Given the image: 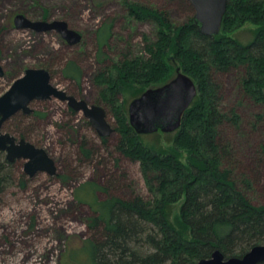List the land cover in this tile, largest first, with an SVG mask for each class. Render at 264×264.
<instances>
[{"label":"trees","instance_id":"trees-1","mask_svg":"<svg viewBox=\"0 0 264 264\" xmlns=\"http://www.w3.org/2000/svg\"><path fill=\"white\" fill-rule=\"evenodd\" d=\"M180 1L194 10L188 0ZM127 6L131 18L157 24V38L147 42V58L124 56L97 75V84L103 86L101 101L115 116L117 149L140 162L149 196L109 195L96 200L88 219L94 233L72 249L63 264H198L216 250L226 258L242 257L264 244V203L252 198L256 190L264 194V182L262 172L234 162L220 138V129L231 116L221 110L223 93L215 75L243 69L244 90L264 105V0H228L221 33L215 37L199 31L194 14L177 24L166 8L137 2ZM249 21L258 28L245 43L232 33ZM110 36L108 25L99 36V56ZM178 67L198 84V95L177 131L153 132L155 139L148 141L147 134L130 124L128 105L146 89L169 81ZM64 73L80 79L78 61L69 59ZM21 116L15 115L12 132L24 137ZM101 139L105 143L108 137ZM163 139L176 151L169 150ZM81 150L86 157L93 153L85 141ZM181 151L188 153L186 162ZM13 163L0 155V195L12 180ZM110 183L114 187L116 179Z\"/></svg>","mask_w":264,"mask_h":264},{"label":"rangeland","instance_id":"rangeland-1","mask_svg":"<svg viewBox=\"0 0 264 264\" xmlns=\"http://www.w3.org/2000/svg\"><path fill=\"white\" fill-rule=\"evenodd\" d=\"M129 2L166 8L177 24L194 14L189 4L180 0H0V63L4 71L0 96L27 68H45L51 72L55 86L89 104L104 106L109 122L116 127L113 112L100 99L103 86L97 84V75L126 55L147 58V42L156 40L158 33L154 21L129 16ZM19 13L32 20H65L82 34V39L71 45L55 30L17 28L14 17ZM108 25L111 36L103 46L104 55L99 56V36ZM257 28L249 21L232 35L246 43ZM108 31L105 28L103 35ZM69 59L78 61L80 79L65 75ZM243 74V69H230L215 75L223 93L221 110L231 116L221 127L220 138L234 162L262 172L263 183L264 105L244 90ZM31 106L34 112L21 116L26 136L14 134L45 148L56 162L57 174L38 172L30 176L24 159L9 168L12 180L0 195V264H63L68 253L94 233L88 219L96 200L109 195L148 197L149 192L140 162L117 149V132L104 143L82 112L73 114L68 104L57 98L35 100ZM14 117L4 125L6 132H12ZM149 134L148 141L155 139ZM84 141L93 150L90 157L81 150ZM163 141L169 150L176 151L173 143ZM0 155L6 159L4 152ZM180 157L186 162L188 153L181 151ZM112 178L117 182L114 187ZM252 198L264 203V194L258 190ZM178 214L177 206L175 216Z\"/></svg>","mask_w":264,"mask_h":264},{"label":"water","instance_id":"water-1","mask_svg":"<svg viewBox=\"0 0 264 264\" xmlns=\"http://www.w3.org/2000/svg\"><path fill=\"white\" fill-rule=\"evenodd\" d=\"M194 8V21L199 31L215 37L221 33L228 0H188ZM17 28L37 31H57L69 44L81 41L82 34L71 28L67 21L32 20L19 13L14 17ZM4 74L0 63V77ZM198 95V84L180 67L166 83L146 89L129 104V121L138 133L175 132L181 125L186 110ZM57 98L66 102L76 112H82L101 137L115 132L109 122L107 110L100 104H89L52 83L51 72L45 68H27L10 88L0 96V150L6 152V159L14 162L25 160V171L30 176L38 172L57 174V165L48 151L25 138L17 139L3 131V124L19 111L25 114L34 112L31 106L35 100ZM264 263V244L250 249L242 257L226 258L222 251L216 250L210 258L201 259L198 264H261Z\"/></svg>","mask_w":264,"mask_h":264},{"label":"flooded vegetation","instance_id":"flooded-vegetation-1","mask_svg":"<svg viewBox=\"0 0 264 264\" xmlns=\"http://www.w3.org/2000/svg\"><path fill=\"white\" fill-rule=\"evenodd\" d=\"M64 41L66 42V43H68V41L67 40H65L64 39ZM72 95V94H71ZM75 96V95H74ZM78 98V97H77ZM34 102V101H33ZM32 102V103H33ZM32 105V104H31ZM72 109V108H71ZM17 114H24V115H29V114H25L24 112H22V111H19L18 113H16L15 115H17ZM15 115H13V116H11L8 120H6L5 122H4V124H3V131L4 132H6L5 130H4V125L6 124V122L7 121H9L12 117H14ZM12 135H14V136H16L14 133H12V132H10ZM17 137V136H16ZM17 139H21V138H19V137H17ZM0 152H4L5 154H6V152L5 151H1L0 150ZM15 162V161H14Z\"/></svg>","mask_w":264,"mask_h":264}]
</instances>
